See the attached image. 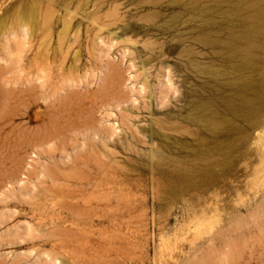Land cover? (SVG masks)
I'll use <instances>...</instances> for the list:
<instances>
[{"label": "rangeland", "instance_id": "1", "mask_svg": "<svg viewBox=\"0 0 264 264\" xmlns=\"http://www.w3.org/2000/svg\"><path fill=\"white\" fill-rule=\"evenodd\" d=\"M263 5L0 0V62L14 66V87L27 82L38 114L0 135V264H264V100L245 102L264 95V35L245 50L264 31ZM93 159L128 174L131 188L94 194L122 207L129 193V212L64 207L59 187L79 188L64 173L94 171ZM72 227L91 232L61 234Z\"/></svg>", "mask_w": 264, "mask_h": 264}, {"label": "bare ground", "instance_id": "2", "mask_svg": "<svg viewBox=\"0 0 264 264\" xmlns=\"http://www.w3.org/2000/svg\"><path fill=\"white\" fill-rule=\"evenodd\" d=\"M253 2V1H252ZM256 2V1H254ZM259 2V1H258ZM256 7V6H255ZM260 12L261 11H264V5L260 7ZM19 17V16H18ZM53 15L51 12H48L47 10V13L46 15L44 14V18H43V27L45 26L46 28V33L44 34L47 35L50 39V36L51 35V19H52ZM22 23L23 25H28L29 23V20H22ZM38 19L35 20V24L34 22L32 23V29H31V37L32 35L35 34L36 30L38 29ZM6 22L4 19H2L0 21V34L4 32H6ZM30 25V24H29ZM70 27V23L67 22L65 23V30L63 29V31H66L68 30V28ZM43 32V31H42ZM64 33V32H62ZM253 34L255 35H252V36H248L247 37V45H246V49L248 52H251L255 47H256V35H260V34H263L264 35V31L263 30H258L256 32H254ZM46 36V37H47ZM46 43L47 41L49 40H45ZM51 41V40H50ZM46 43L43 42L44 46L46 45ZM45 50L46 51H49V44L45 46ZM47 58V59H46ZM1 60V58H0ZM45 60L47 61V63H44V66L46 65V68H51V60H50V53L47 54V57H45ZM13 70H14V66L13 65H8V64H4V63H1L0 62V135H3L5 134L6 136H8L10 133H13L15 130H16V126H14V123L12 121V119L16 116V115H21L23 117H26L28 118L30 121H33L35 120L37 117H38V114H37V111L35 110V105H36V101L33 100L31 98V94L30 92L28 93V96L26 94V92H28V88H29V85L27 84V82L25 83H21L19 84V86L17 87H14L13 85L16 83L14 82L13 79H11V76H9V74L12 75L13 73ZM247 89V88H246ZM254 90V89H253ZM251 91V90H250ZM262 93V92H261ZM261 93L259 91H255L254 92V97L252 98H244L245 99V102L247 104H251V103H254L253 100H256V101H260V100H264V95H261ZM48 97V95H47ZM51 96L49 95L48 98H50ZM250 97V96H249ZM240 99V98H239ZM258 107V106H257ZM235 108V107H234ZM244 108V107H243ZM247 109V108H246ZM258 109H256L255 113H258ZM215 115V113H214ZM213 115V116H214ZM251 115V114H250ZM214 118V117H213ZM212 118V119H213ZM216 121V120H215ZM214 121V122H215ZM28 137H37L36 133L32 130L31 131V134L29 133V136ZM155 139V138H154ZM155 141V140H154ZM153 144V147L155 146V142H152ZM157 147V146H155ZM155 147L153 149H155ZM223 149V148H222ZM221 150V149H220ZM91 154V153H90ZM157 153L154 152V154L152 155L153 157L156 155ZM89 155V154H88ZM79 156V155H77ZM75 155V157H72V161L74 163V165H79L81 166V164L85 163L86 160L87 161H91V160H88L86 159L85 157L83 158H80V157H77ZM87 156V155H85ZM210 156V153L207 157ZM212 156V155H211ZM92 156L90 155V158ZM89 158V156H88ZM89 158V159H90ZM211 158V157H210ZM209 158V160H210ZM86 159V160H84ZM215 159V158H214ZM207 160V161H209ZM213 160V158H212ZM67 161V160H66ZM69 161V160H68ZM67 161V162H68ZM69 161V162H70ZM92 161H96V159H93ZM99 161V160H98ZM68 162V163H69ZM87 164V163H86ZM90 164V163H89ZM208 164V163H207ZM211 164V163H210ZM224 164H226L224 162ZM56 165V164H55ZM67 165V164H66ZM109 164L107 163H101V162H95V165H94V168L93 170L94 171H89V170H86L85 168L81 169L82 171L79 173V174H76L74 172H78L77 171H74L73 174H68V173H64L66 174V177L64 176L63 178L65 179H68V180H71L73 181L74 183H76L78 185V189H71L73 187L71 186H67L66 188L63 189V186H60L59 188H61V193H63V195L66 196H69L71 197L72 201H67L66 200V203L67 204H70L68 206L64 205L65 208L67 207H73V208H68L69 209H73V212H71V210H69L71 213H78L80 215H82L83 217L85 218H92L94 219V217L98 216L99 218L100 217H107L111 219V217H115L116 215H118L119 213H124V211H127L129 212L132 208H134L135 206V201L130 199L131 196L129 195V193L127 195H124L122 196L124 198L123 202V206H117V207H112V198L108 197V196H104L106 195L105 193H102L101 192V196L97 195L95 196L96 192L99 193V191H108L109 193H113V195L116 193V190L112 188V186L110 187L111 184H118L119 188L117 190V192L120 193V190L121 189H127V188H131L130 187V180L128 178V174L124 171H120L118 169H113V166H108ZM209 165V164H208ZM84 166V164H83ZM73 167V166H71ZM226 168V165L224 166ZM75 168H79L78 166L75 167ZM49 167L46 169L49 173ZM205 169V168H203ZM45 170V171H46ZM55 170V169H54ZM206 170H211V166L209 165ZM204 170V171H206ZM46 171V172H47ZM52 171V170H51ZM180 171V170H179ZM186 171V170H184ZM61 172V171H60ZM183 172V171H182ZM189 172V171H188ZM191 172V171H190ZM208 172V171H207ZM45 173V172H44ZM63 173V172H62ZM71 173V172H70ZM192 173V172H191ZM53 174V173H52ZM63 174V175H64ZM189 174V173H188ZM187 173L186 175L189 176ZM51 175V174H50ZM54 175V174H53ZM62 175V176H63ZM184 175V173H183ZM49 176V175H48ZM46 177V175H45ZM52 177V176H51ZM54 177V176H53ZM56 177V176H55ZM182 177V176H181ZM48 178V177H47ZM57 178V177H56ZM93 178H95L93 180ZM178 179V182H182V179L179 178V176L177 177ZM184 178V177H183ZM188 178V177H187ZM192 178V177H191ZM51 179V178H50ZM65 179V180H66ZM45 180V179H44ZM193 180V179H192ZM53 183V182H52ZM59 185V184H57ZM63 185V184H62ZM193 185V184H192ZM54 186V185H52ZM56 186V185H55ZM54 186V187H55ZM66 186V185H65ZM49 186H47L46 188H48ZM71 187V188H70ZM123 187V188H121ZM58 188V189H59ZM77 188V187H76ZM45 189V188H44ZM51 189V188H50ZM57 189V187H56ZM55 189V190H56ZM57 189V190H58ZM47 190V189H46ZM53 190V189H52ZM48 192V191H47ZM129 192V191H128ZM50 193V192H49ZM54 193V192H53ZM59 193V192H58ZM57 193V194H58ZM51 194V193H50ZM56 194V192H55ZM47 195V194H46ZM62 195V197H63ZM58 196V195H57ZM104 196V197H103ZM110 196V194H109ZM121 196V195H120ZM53 197V196H52ZM69 197L67 199H69ZM117 198V196H114V198ZM119 197V196H118ZM134 197V196H133ZM54 198V197H53ZM58 199V198H57ZM56 199V200H57ZM62 199V198H61ZM65 199V198H64ZM63 199V200H64ZM120 199L117 198V200ZM134 199V198H133ZM59 200V199H58ZM57 200V201H58ZM60 202V201H59ZM64 202V201H63ZM118 205H120V202L117 201ZM63 204V203H62ZM57 205V204H55ZM60 206V205H59ZM134 206V207H133ZM132 212V211H131ZM76 215V214H75ZM78 216V215H77ZM97 217V218H98ZM118 217V216H117ZM103 219V218H102ZM90 220V219H89ZM92 229V228H91ZM104 229V228H103ZM90 229H83L82 228H76L74 229L73 227L72 228H64V229H60V232L61 234H66V233H72L73 235L76 234H84L86 235V232H91L89 231ZM105 230V229H104ZM106 231V230H105ZM93 233V232H92ZM90 233V234H92ZM84 236V235H83ZM80 237V236H79ZM86 237V236H85ZM52 240V239H51ZM61 240H63L61 238ZM60 241V239H59ZM46 242V241H45ZM65 242V241H64ZM53 243V242H52ZM56 243V241H55ZM63 243V242H62ZM68 244V243H66ZM64 246V245H63ZM83 250V249H82ZM86 252V251H84ZM84 252H83V255H84ZM54 253V252H53ZM52 252L49 253L50 256H52L53 260L55 259V262H57L59 260V257H62L63 259L60 261V263H66V258L64 257V254L61 253V252H55V254H53ZM68 253V252H66ZM76 253V252H75ZM74 253V254H75ZM78 253V252H77ZM79 254V253H78ZM73 255V258L74 257H77L76 259L78 260L79 258L78 257H81L79 255ZM82 254V253H81ZM87 254V253H86ZM87 257H88V254H87ZM82 258V257H81ZM61 259V258H60ZM51 260V258H50ZM54 262V263H55ZM87 263V261H86ZM74 264H79V263H76V261H74ZM81 264V262H80ZM107 264V263H106Z\"/></svg>", "mask_w": 264, "mask_h": 264}]
</instances>
